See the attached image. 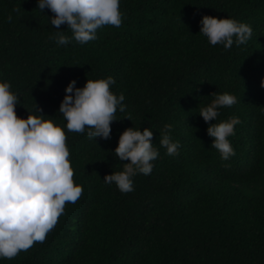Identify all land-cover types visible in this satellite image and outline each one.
<instances>
[{"label":"trees","instance_id":"obj_1","mask_svg":"<svg viewBox=\"0 0 264 264\" xmlns=\"http://www.w3.org/2000/svg\"><path fill=\"white\" fill-rule=\"evenodd\" d=\"M37 5L0 0V82L17 96L18 118L40 114L65 131L83 192L43 243L0 264H264V0H120V27L102 26L84 44ZM204 16L248 24L251 38L213 46L200 34ZM58 31L69 43H57ZM108 77L125 109L117 107L111 138L69 132L59 113L68 84ZM225 92L237 103L210 123L240 121L228 160L199 115ZM165 125L178 155L159 144ZM130 127L149 128L159 156L125 194L103 181L128 163L115 148Z\"/></svg>","mask_w":264,"mask_h":264},{"label":"clouds","instance_id":"obj_2","mask_svg":"<svg viewBox=\"0 0 264 264\" xmlns=\"http://www.w3.org/2000/svg\"><path fill=\"white\" fill-rule=\"evenodd\" d=\"M37 6L41 12L49 9L53 14L49 17L51 25L59 29L66 24L81 44L96 39V30L102 26L120 27L122 23L120 0H38ZM200 34L211 45L222 44L230 49L234 42L245 44L251 38L252 28L234 19L204 16ZM57 43H69L63 31L57 32ZM114 83L108 77L87 79L83 88H77L75 80L68 84L59 113L67 121L69 132L83 133L87 128L90 138H111L110 125L116 121L117 107L121 112L125 110L124 96L117 97L110 91ZM10 87L9 83L0 82V258L9 260L34 243H43L58 223L66 203H75L83 192L82 186L74 184L65 131L40 114L18 118L15 112L18 99ZM261 87L264 88V80ZM211 96L214 99L199 109V115L209 124L211 147L220 153L222 160H228L235 154L228 137L234 134V126L240 121L232 117L219 123L210 122L217 120L220 108L231 107L237 100L227 92ZM37 111L40 113L42 109ZM171 128L164 126L159 141L169 156L178 155L180 148V143L168 134ZM153 138L149 128L143 132L134 127L125 129L119 136L115 156L128 163L123 164V171L106 175L103 182L114 183L122 193L132 192V177L150 174L152 161L159 156Z\"/></svg>","mask_w":264,"mask_h":264}]
</instances>
